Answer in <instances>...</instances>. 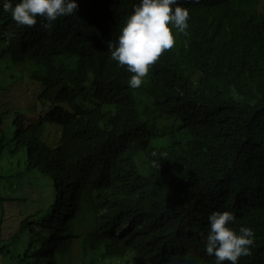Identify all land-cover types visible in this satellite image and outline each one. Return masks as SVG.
<instances>
[{"label": "trees", "instance_id": "1", "mask_svg": "<svg viewBox=\"0 0 264 264\" xmlns=\"http://www.w3.org/2000/svg\"><path fill=\"white\" fill-rule=\"evenodd\" d=\"M3 2L0 69L29 67L40 112L16 113L12 134L0 113V257L62 264L78 247L86 264H215L208 216L227 210L254 233L238 264H264V0H179L189 27L135 89L108 42L139 0H77L47 27L18 25ZM20 153L54 194L18 218L3 195Z\"/></svg>", "mask_w": 264, "mask_h": 264}, {"label": "clouds", "instance_id": "2", "mask_svg": "<svg viewBox=\"0 0 264 264\" xmlns=\"http://www.w3.org/2000/svg\"><path fill=\"white\" fill-rule=\"evenodd\" d=\"M77 0H4L2 10L10 12L12 19L22 26H34L37 17L43 26L57 18L74 14ZM189 10L179 0H139L132 14L120 28L115 45L108 42L111 58L132 73L128 86L135 89L144 83L150 67L160 55L175 44L176 34L185 33L189 27ZM155 155V153H153ZM236 217L230 211L214 210L208 216L209 229L204 238L205 252L214 257L215 264H238L242 256L250 254L253 230L240 226L237 233L230 224Z\"/></svg>", "mask_w": 264, "mask_h": 264}, {"label": "rangeland", "instance_id": "3", "mask_svg": "<svg viewBox=\"0 0 264 264\" xmlns=\"http://www.w3.org/2000/svg\"><path fill=\"white\" fill-rule=\"evenodd\" d=\"M39 92V85L32 82L29 78L28 66L14 65L7 69H0V113L6 115L4 128L5 130L10 129V134L14 131V127H12L11 124L15 115L27 112H40L37 102ZM56 130V127L50 128V139L53 141L57 139ZM24 158V153L12 157L10 161L12 166L8 167L7 171H5L7 174L11 173L21 176L18 179L11 178L9 182L6 183L8 188L5 191V195H3L7 199H14V203L18 204L8 208L10 211L12 210V213L14 212L15 216L18 218L26 213H35L47 208L54 194V188L52 187L53 184L50 178H46L37 171H25L23 166ZM17 185L21 188L17 187ZM10 204L12 203H6L5 207ZM17 227L18 222L15 220L12 228L16 230ZM9 234L10 233H8V235ZM9 242L10 241L7 240L5 243ZM15 246L20 247L23 245L18 242ZM85 260L79 248L76 247L72 251H69L63 258L62 264H86ZM117 260L119 259L105 260L102 264H122L120 263L121 261ZM8 261V259L0 257V264H8Z\"/></svg>", "mask_w": 264, "mask_h": 264}]
</instances>
